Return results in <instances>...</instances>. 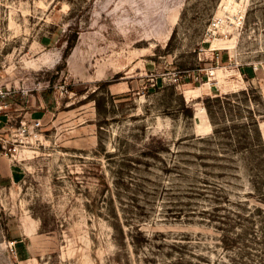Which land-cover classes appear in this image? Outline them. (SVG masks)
Instances as JSON below:
<instances>
[{
  "label": "rangeland",
  "instance_id": "374dc122",
  "mask_svg": "<svg viewBox=\"0 0 264 264\" xmlns=\"http://www.w3.org/2000/svg\"><path fill=\"white\" fill-rule=\"evenodd\" d=\"M27 77L0 264H264V0H0Z\"/></svg>",
  "mask_w": 264,
  "mask_h": 264
},
{
  "label": "built area",
  "instance_id": "2783aa9c",
  "mask_svg": "<svg viewBox=\"0 0 264 264\" xmlns=\"http://www.w3.org/2000/svg\"><path fill=\"white\" fill-rule=\"evenodd\" d=\"M215 57L220 58V55L216 54ZM1 80L3 79H0V112L2 109H6V112L3 118H0V146L2 147L0 151L5 156L10 157L19 151L20 144H18V141L23 142V138L40 135L44 116L36 115L41 109V104H34V109L28 111L30 116H21L22 112L15 115L8 109L12 108L13 103L18 104L19 97L25 99L28 95H31L35 96V101H37L38 96L36 94L39 93L42 86H37L36 81H30L29 77L23 79L22 84H16L15 81L2 82ZM18 106L20 108L17 107L16 110L25 109L23 103ZM19 117H21L20 120ZM2 127L7 128L8 132L2 133Z\"/></svg>",
  "mask_w": 264,
  "mask_h": 264
},
{
  "label": "trees",
  "instance_id": "16d2710c",
  "mask_svg": "<svg viewBox=\"0 0 264 264\" xmlns=\"http://www.w3.org/2000/svg\"><path fill=\"white\" fill-rule=\"evenodd\" d=\"M74 45V44H71ZM70 55V48H67L63 54V61L66 63L68 56Z\"/></svg>",
  "mask_w": 264,
  "mask_h": 264
},
{
  "label": "crops",
  "instance_id": "0c3cea01",
  "mask_svg": "<svg viewBox=\"0 0 264 264\" xmlns=\"http://www.w3.org/2000/svg\"><path fill=\"white\" fill-rule=\"evenodd\" d=\"M216 54H218V52L217 53H215V55L214 56H216ZM220 56H222V55H220ZM43 113H42V110L40 109L38 112H37V114L36 115H42Z\"/></svg>",
  "mask_w": 264,
  "mask_h": 264
}]
</instances>
